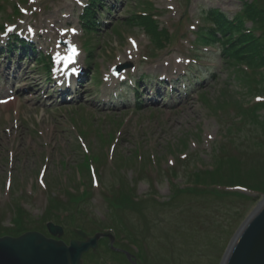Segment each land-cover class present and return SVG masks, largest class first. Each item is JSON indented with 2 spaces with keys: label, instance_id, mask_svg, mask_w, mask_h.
<instances>
[{
  "label": "rangeland",
  "instance_id": "374dc122",
  "mask_svg": "<svg viewBox=\"0 0 264 264\" xmlns=\"http://www.w3.org/2000/svg\"><path fill=\"white\" fill-rule=\"evenodd\" d=\"M15 5L23 13L9 20ZM250 5L264 11V0H0V27L14 28L0 33V238L54 223L66 242L108 233L143 264H223L264 199V20L244 14ZM210 9L257 49L231 52L238 32L222 35ZM152 17L163 45L146 30ZM62 41L81 68L64 100L37 65L67 53ZM175 62V86L166 79L157 97ZM109 245L86 263L121 264Z\"/></svg>",
  "mask_w": 264,
  "mask_h": 264
},
{
  "label": "water",
  "instance_id": "95a60500",
  "mask_svg": "<svg viewBox=\"0 0 264 264\" xmlns=\"http://www.w3.org/2000/svg\"><path fill=\"white\" fill-rule=\"evenodd\" d=\"M47 229L51 238L37 232L0 238V264H81L85 254L96 251L101 238L114 242L109 234L88 238L76 231L82 241L73 240L67 245L58 240L64 234L61 227L48 224ZM223 264H264V199L239 229Z\"/></svg>",
  "mask_w": 264,
  "mask_h": 264
},
{
  "label": "trees",
  "instance_id": "16d2710c",
  "mask_svg": "<svg viewBox=\"0 0 264 264\" xmlns=\"http://www.w3.org/2000/svg\"><path fill=\"white\" fill-rule=\"evenodd\" d=\"M15 12H18L17 9L15 10ZM264 12L263 10H258L255 6L253 5H250L249 9L244 13V14H247V16L250 18V20H252L253 22L254 21H257V22H261L264 20V15L263 13ZM93 13H91L90 15H92ZM207 14L209 15L210 14V17L212 18V23L217 25L219 28L221 27H228L229 29L224 31L222 33L221 32H217V30H212L209 28V31H211V34L212 36L210 35V37H212L210 40L211 41V45H214L215 43L216 44H220V41H219V38L218 36L221 35L220 33H222V35L226 34V32L230 31V32H235L237 31L238 32V35L236 34L235 37H233L231 35L230 37V41L233 43V42H236V43H239L241 46L238 48V47H235L231 50V52H234V49L237 48V51L241 48H248L249 46H251V49L250 50H254V40H253V35L250 34L249 32H247L246 30H242V25L240 24L241 22L240 21H236L235 19L233 20H229L224 14H220L218 11H215V10H209V12H207ZM87 19V20H90V17ZM89 26H91V24H88ZM146 27H147V32L149 33V35H151L156 42H158V45H161L162 41H168V33L164 30H160L159 26H158V23L157 21H155L153 18H148L147 19V22L145 23ZM205 37V36H204ZM232 43L230 44H226L225 45V48H223V51L224 52H228V47H230L232 45ZM245 48V49H246ZM255 49H257V46H255ZM236 53V52H235ZM43 63V66L46 64L45 60H42V62H40L39 64L42 65ZM46 68H48V66L46 65ZM251 190V189H250ZM126 197H129V195L125 196L123 195V197L121 198L123 200V203L122 204H125L124 203V200ZM129 201V200H128ZM130 202V201H129ZM131 204L135 205L136 207L137 206H141V205H137L136 203H132L130 202ZM132 205V206H133ZM19 214H20V211H19ZM22 215V213L20 214ZM25 232V231H24ZM20 233H17L16 235H13V236H19ZM116 259H120L122 260L123 257L122 255H114Z\"/></svg>",
  "mask_w": 264,
  "mask_h": 264
},
{
  "label": "bare ground",
  "instance_id": "6f19581e",
  "mask_svg": "<svg viewBox=\"0 0 264 264\" xmlns=\"http://www.w3.org/2000/svg\"><path fill=\"white\" fill-rule=\"evenodd\" d=\"M40 24H41V27H43L45 29H49L50 28L49 27L50 25L48 26L47 21L44 20V19L41 20V23ZM2 40H4V39H2ZM1 59H3V61H4L6 59V57H3ZM179 65L180 64H178L176 62L175 63H172V64L169 63L168 65H166L168 67V69H166L165 71H162V74L165 73V77H158V79L157 78L155 79L157 88H159V89L162 90V91L161 90L157 91V93H156L157 97L159 96L160 98L163 99V97H164V87H165V84H164L165 82L164 81L166 79L169 81L170 79H172V77H174L173 76L174 74H178V73L181 72L182 67L179 66ZM73 70H74V66L72 68L68 69L69 78L72 77V74L71 73L73 72ZM78 71H80V70L75 68V73H78ZM171 71H174V73L170 75L169 73H171ZM167 74H169V75H167ZM57 81H59V80L57 79ZM58 83H60V82H58ZM170 84L175 86V84L173 82L171 83V80H170ZM60 90L61 91L62 90H66V87L64 85H62V83H61V89ZM65 98H67V97L66 96L61 97L62 100H64ZM11 105H12V103H9L6 106H11Z\"/></svg>",
  "mask_w": 264,
  "mask_h": 264
},
{
  "label": "flooded vegetation",
  "instance_id": "af4514ba",
  "mask_svg": "<svg viewBox=\"0 0 264 264\" xmlns=\"http://www.w3.org/2000/svg\"><path fill=\"white\" fill-rule=\"evenodd\" d=\"M115 247L110 248L109 250L113 254V256L114 255H122L123 259L122 260L118 259L117 260L118 263H125L126 262V264H135V263L136 264H143L141 259L139 258V256H137L136 254H132V252L127 251V249H125L124 247L123 248L122 247L121 248H115ZM92 253L93 252H90L89 255H87V256H93L96 258L99 252H97V254L95 256Z\"/></svg>",
  "mask_w": 264,
  "mask_h": 264
},
{
  "label": "snow or ice",
  "instance_id": "6c2138e0",
  "mask_svg": "<svg viewBox=\"0 0 264 264\" xmlns=\"http://www.w3.org/2000/svg\"><path fill=\"white\" fill-rule=\"evenodd\" d=\"M69 51H70V55H68L67 57H65V60L68 63H71V62L74 61V57L76 56V49L74 47H70Z\"/></svg>",
  "mask_w": 264,
  "mask_h": 264
}]
</instances>
